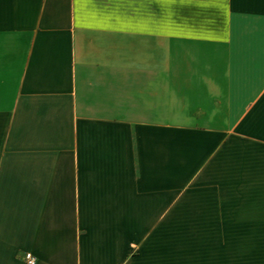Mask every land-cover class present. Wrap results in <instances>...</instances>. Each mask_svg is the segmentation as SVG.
Returning a JSON list of instances; mask_svg holds the SVG:
<instances>
[{
    "label": "crops",
    "instance_id": "obj_1",
    "mask_svg": "<svg viewBox=\"0 0 264 264\" xmlns=\"http://www.w3.org/2000/svg\"><path fill=\"white\" fill-rule=\"evenodd\" d=\"M226 226L264 264V0H0V264H226Z\"/></svg>",
    "mask_w": 264,
    "mask_h": 264
},
{
    "label": "rangeland",
    "instance_id": "obj_2",
    "mask_svg": "<svg viewBox=\"0 0 264 264\" xmlns=\"http://www.w3.org/2000/svg\"><path fill=\"white\" fill-rule=\"evenodd\" d=\"M221 232L226 234V241L224 243L226 264H248V254H249V242H239L235 241L234 234L245 233L243 228L226 226L221 228ZM248 233V232H247ZM223 244V243H219Z\"/></svg>",
    "mask_w": 264,
    "mask_h": 264
},
{
    "label": "built area",
    "instance_id": "obj_3",
    "mask_svg": "<svg viewBox=\"0 0 264 264\" xmlns=\"http://www.w3.org/2000/svg\"><path fill=\"white\" fill-rule=\"evenodd\" d=\"M25 261H26V264H35L36 263L35 257L30 253H27L25 255Z\"/></svg>",
    "mask_w": 264,
    "mask_h": 264
}]
</instances>
